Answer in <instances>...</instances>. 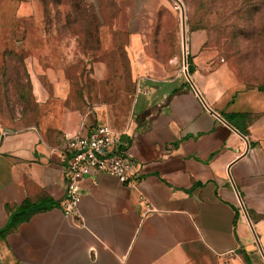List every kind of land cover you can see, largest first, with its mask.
Segmentation results:
<instances>
[{
  "label": "crops",
  "instance_id": "1",
  "mask_svg": "<svg viewBox=\"0 0 264 264\" xmlns=\"http://www.w3.org/2000/svg\"><path fill=\"white\" fill-rule=\"evenodd\" d=\"M117 1L139 84L157 81L150 71H170L181 55L185 65L188 55L198 64L204 31L184 34L182 27L180 41L159 45L155 57L144 15L133 10L152 0ZM30 19L42 20L41 0H0V30L18 32ZM190 79L152 83L159 89L150 106L141 101L142 120L121 136L120 148L144 166L139 185L107 174L96 183L87 178L76 214L62 207V136L115 127L102 107L69 120L67 86L56 83L51 97L37 80L38 123L0 137V264H227L244 255L264 264V93L234 86L221 72L206 76L196 68ZM245 113L260 117L245 124L232 117Z\"/></svg>",
  "mask_w": 264,
  "mask_h": 264
},
{
  "label": "rangeland",
  "instance_id": "2",
  "mask_svg": "<svg viewBox=\"0 0 264 264\" xmlns=\"http://www.w3.org/2000/svg\"><path fill=\"white\" fill-rule=\"evenodd\" d=\"M179 1L182 6L174 0H152L144 10L133 9L144 15L141 25L150 33L148 48L155 47V55L150 50L155 57L159 45L170 49L175 38L180 41L183 19L187 34L204 31L207 36L197 65L190 55L185 65L181 55L180 64L170 71L155 66L150 74L157 81L151 85L143 80L139 84L131 34L120 30L124 8L117 0H41L42 20H26L15 33L0 30V137L38 123L37 80L51 97L58 83L67 86L63 104L69 120L102 107L107 110L103 117L123 133L142 120L141 101L150 106L159 89L152 83L175 76L184 81L185 70L191 77L196 68L206 76L221 72L242 89L264 88V0ZM157 68L163 74L157 75ZM227 264L247 263L243 258Z\"/></svg>",
  "mask_w": 264,
  "mask_h": 264
},
{
  "label": "built area",
  "instance_id": "3",
  "mask_svg": "<svg viewBox=\"0 0 264 264\" xmlns=\"http://www.w3.org/2000/svg\"><path fill=\"white\" fill-rule=\"evenodd\" d=\"M123 132L110 124H101L83 134L81 131L66 132L62 136L60 148L64 153L66 167V197L62 207L66 213H77L82 198L81 184L100 174L115 176L123 184L137 187L138 178L144 166L138 162L127 148H120ZM147 210L151 205L146 204Z\"/></svg>",
  "mask_w": 264,
  "mask_h": 264
},
{
  "label": "trees",
  "instance_id": "4",
  "mask_svg": "<svg viewBox=\"0 0 264 264\" xmlns=\"http://www.w3.org/2000/svg\"><path fill=\"white\" fill-rule=\"evenodd\" d=\"M190 68V73H193V68L191 67V65H189ZM259 91L263 92L264 88L263 87H259L258 88ZM232 117H236L239 118L240 120H242L244 122V124L246 123V121H248L249 123L253 120V118L255 117L253 114H249V113H245V114H236ZM228 121L235 126L238 130H240L242 133L246 132V128L245 127H241L239 124H237L236 122H234L233 120H231V117L229 119V116L227 117ZM32 211H37L38 209L36 208H31ZM244 260L246 261L247 264H251L248 257L244 255Z\"/></svg>",
  "mask_w": 264,
  "mask_h": 264
},
{
  "label": "water",
  "instance_id": "5",
  "mask_svg": "<svg viewBox=\"0 0 264 264\" xmlns=\"http://www.w3.org/2000/svg\"><path fill=\"white\" fill-rule=\"evenodd\" d=\"M174 1H176L178 4H180L181 6H182V4L180 3V1L179 0H174ZM183 32H184V34H185V29H186V24H185V21H184V19H183ZM184 54H185V58H186V43H185V41H184ZM185 75H186V77H187V79H188V81L189 82H191L192 83V81H191V79H190V75H189V72L186 70L185 71ZM194 86V85H193ZM252 228H253V226H252ZM258 239V238H257ZM263 255H264V253H263Z\"/></svg>",
  "mask_w": 264,
  "mask_h": 264
}]
</instances>
